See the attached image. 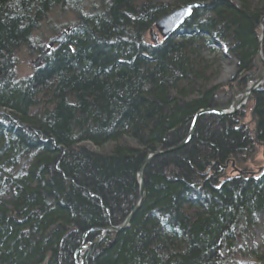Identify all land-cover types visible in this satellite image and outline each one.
Wrapping results in <instances>:
<instances>
[{
    "label": "trees",
    "instance_id": "obj_1",
    "mask_svg": "<svg viewBox=\"0 0 264 264\" xmlns=\"http://www.w3.org/2000/svg\"><path fill=\"white\" fill-rule=\"evenodd\" d=\"M55 12L72 16L51 32L67 38L19 77L18 53L44 51L35 35ZM263 19L264 0H0V264H76L85 245L83 264H264V84L248 102L257 135L246 104L200 115L171 149L264 75ZM155 152L130 226L107 230L137 205Z\"/></svg>",
    "mask_w": 264,
    "mask_h": 264
},
{
    "label": "water",
    "instance_id": "obj_2",
    "mask_svg": "<svg viewBox=\"0 0 264 264\" xmlns=\"http://www.w3.org/2000/svg\"><path fill=\"white\" fill-rule=\"evenodd\" d=\"M204 4H201L199 2H194V3H190L187 4L183 7L177 8L173 11H171L170 13L164 15L163 17H161L160 19H158L155 24H154V28H152L150 30V36H151V40L153 43H157L158 39H167L170 36H172L182 25L183 23L190 17V15L192 14L193 10L197 7L203 6ZM262 29H264V19L262 20ZM71 28H67L66 30H64L63 32H61L59 35L54 36L52 38L49 39V41L47 42V45L44 49V51L37 56L36 58L32 59L29 61V63L35 68V69H39L43 62L45 57L52 51V49L57 46L60 45L61 43H63L65 41V39L67 38V34L70 31ZM260 57L263 59L262 57V52L260 50L259 52ZM262 84H264V75L261 76L259 79L253 81L248 88L243 92V94L240 96V99L238 101H235L234 104L232 105L231 108H229L228 110H218V109H206V110H201L199 113L196 114L192 128L187 136V138L180 143L179 145L171 148L176 149L179 148L183 145H185L192 137L193 135V131H194V124L197 120V118L204 114V113H217L220 115H230V114H234L236 113L239 108L244 105L247 100L250 98V96L252 95L253 91L258 88L259 86H261ZM252 119L254 120V112L251 113ZM256 129L257 126H256ZM257 131L256 130V135H257ZM264 145V143H263ZM159 154V152H155V153H150L146 159L144 160V163L140 169L139 172V185H140V190H139V201L137 203V205L133 208V210L130 212L128 218L125 220L124 224L122 226H111L109 227L107 230H113L115 232H120L122 230H124L125 228L130 226L132 217L134 215V213L136 212V210L138 209L141 200L143 199L144 196V188H143V168L145 166V164L154 156ZM261 170H264V167L261 168ZM106 231V230H105ZM103 235L100 237V240H102ZM89 247V245H85L81 247V250H85ZM81 262L82 264L84 263V257H81Z\"/></svg>",
    "mask_w": 264,
    "mask_h": 264
},
{
    "label": "rangeland",
    "instance_id": "obj_3",
    "mask_svg": "<svg viewBox=\"0 0 264 264\" xmlns=\"http://www.w3.org/2000/svg\"><path fill=\"white\" fill-rule=\"evenodd\" d=\"M62 15L63 14L57 15L56 12L49 15V17L42 24L41 29L37 31L35 35V37L39 40V42H42V43L45 42V44L48 42V40L53 36L51 32L53 33V30H56V28L60 26L59 19L57 18ZM65 16L68 18L71 17L70 19H72L71 14H66ZM65 16H62V18L66 19ZM59 34L60 32L57 35ZM149 39H151L150 35L148 37V40ZM35 57H37V55H34V56L30 55L25 48L22 49L20 53H18L17 55V58H18L17 74L19 75V77H25L33 72L34 68L30 65L29 61L34 59ZM236 75H237L236 66L229 65V64H223L222 71L219 76L218 82L221 84H228L235 78ZM239 99L240 97L237 96L235 98V101H238ZM248 102H249V99L244 104V105L248 104L247 110L245 111L246 117L244 119V123L248 125L251 132L253 131V134L256 135V130H257L256 124H255V121L251 117V112H250L251 107ZM255 141L257 142V139H255ZM257 147H258L257 153L255 154L254 161H253V166L256 169L264 166V145L259 143ZM83 252L84 250H82V253Z\"/></svg>",
    "mask_w": 264,
    "mask_h": 264
},
{
    "label": "bare ground",
    "instance_id": "obj_4",
    "mask_svg": "<svg viewBox=\"0 0 264 264\" xmlns=\"http://www.w3.org/2000/svg\"><path fill=\"white\" fill-rule=\"evenodd\" d=\"M81 247L79 248V251H78L79 252V256H78V259L76 260V264H82L81 257H83V253H82Z\"/></svg>",
    "mask_w": 264,
    "mask_h": 264
}]
</instances>
